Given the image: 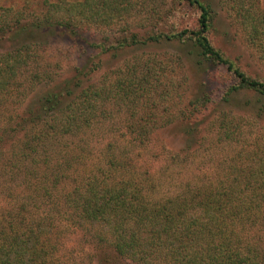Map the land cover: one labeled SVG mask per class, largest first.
I'll use <instances>...</instances> for the list:
<instances>
[{
    "label": "trees",
    "instance_id": "1",
    "mask_svg": "<svg viewBox=\"0 0 264 264\" xmlns=\"http://www.w3.org/2000/svg\"><path fill=\"white\" fill-rule=\"evenodd\" d=\"M185 1L197 10L194 26L173 21L167 30H149L142 38L136 32H124L122 39L93 46L99 52H110L131 45L178 42L197 59L191 63L194 66L204 70L209 64L221 66L230 73L231 84L223 92V101L251 95L246 101L247 113H264V76L247 74L211 43L208 32L214 16L209 3ZM232 1L244 38L264 67V10L259 0ZM134 5V0H71L50 3L42 22L28 25L18 17L15 28L9 27L7 34L17 39L18 46L0 52V105L18 96L26 82L38 83L50 77L48 70H39L41 63L35 52L41 28L48 34L55 27L76 32L81 24L107 26L122 20ZM167 66L149 58L124 65L110 81L85 87L84 77L93 69L75 67L73 74L54 82L18 112L11 129L21 138L14 140L17 146L9 144L11 157L21 161L29 156L33 160L45 157L44 174H37L36 179L48 191L46 182L51 180L49 185L55 187L62 175L58 172L51 179V146L83 132L93 119L105 115L109 104H125L131 119L129 131L143 143L159 123V110L168 112L166 103L175 87L166 79ZM142 102V114L136 115L134 107ZM227 122L221 119L219 125L229 127ZM6 132L0 131V139ZM226 136L229 138L230 132ZM248 146L238 165L229 169L227 185L183 188L158 203L148 201L145 195L151 180L149 171L132 170L124 151L120 157L112 153L72 186L60 208L70 222L93 233L94 252L102 264H264V144L256 140ZM65 149L61 145V150ZM18 160L10 162L15 165ZM63 211L54 212L62 215ZM39 213H30L23 203L14 209L0 206V264H64L68 257L61 236L66 228L55 221L52 211Z\"/></svg>",
    "mask_w": 264,
    "mask_h": 264
},
{
    "label": "rangeland",
    "instance_id": "2",
    "mask_svg": "<svg viewBox=\"0 0 264 264\" xmlns=\"http://www.w3.org/2000/svg\"><path fill=\"white\" fill-rule=\"evenodd\" d=\"M65 1L71 0H0V29L9 25L5 27L7 30H0V52L18 46L17 39L7 35L9 27L15 28L18 17L28 25L42 22L50 3ZM203 1L211 5L214 16L208 32L211 43L247 74L264 76L263 65L244 38L233 1ZM134 2L130 13L107 26L81 24L75 28L76 32L55 27L48 34L41 28L35 41L40 45L35 52L41 63L39 70H48L50 77L38 83L26 82L20 87L18 96L13 95L0 105V131L7 129V135L0 139V206L14 209L23 203L30 213L52 211L55 221L66 228L61 236L68 257L64 264H102L97 261L94 252L93 233L70 222L60 206L72 186L93 173L109 154L120 157L124 151L132 170H148L151 180L145 195L148 201L158 203L183 188L205 184L227 185L225 181L229 169L240 161V156L245 155L248 145H253L256 140L264 144V113L258 115L246 111V101L252 96H236L229 102L222 100L223 92L231 84L230 73L225 68L209 64L204 70L194 66L191 63L197 59L189 53L190 50L183 51L184 46L174 41L125 46L110 52H99L100 49L93 46L122 39L126 33L132 32L142 38L149 30H167L173 21L177 25L196 24L197 10L185 0ZM259 6L264 10V0H259ZM5 22L6 25H2ZM149 58L168 65L166 79H170L175 89L168 96V112L165 108L159 110V123L149 131L143 143L135 132L129 131L131 119L125 104L118 107L109 104L105 115L93 119L83 132L51 146V179L58 172L62 175L55 187L49 185L51 180H47L45 186H49L48 191L45 192L44 183L36 179L37 174H44L45 157L33 160L29 156L22 161L11 157L9 144L14 142L17 146L18 141L14 140L21 138L19 132L11 129L12 124L31 98L35 100L37 94L49 89L54 82L73 74L75 67L87 65V68L93 69L84 77L85 87L110 81L117 70L125 68L124 65L144 62ZM206 98H209L207 102ZM143 103L145 105V102L134 104L136 115L142 114ZM221 119H226L229 127H221ZM229 132L231 136L227 138L226 133ZM61 145L66 147L65 151L61 150ZM11 159L18 162L12 165ZM59 209L63 211L62 215L54 212ZM106 264L133 263L114 261Z\"/></svg>",
    "mask_w": 264,
    "mask_h": 264
}]
</instances>
